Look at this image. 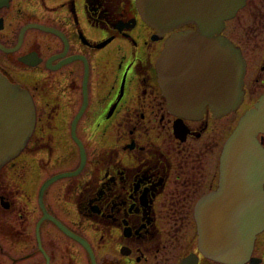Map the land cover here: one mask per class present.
Masks as SVG:
<instances>
[{
	"label": "flooded vegetation",
	"instance_id": "obj_1",
	"mask_svg": "<svg viewBox=\"0 0 264 264\" xmlns=\"http://www.w3.org/2000/svg\"><path fill=\"white\" fill-rule=\"evenodd\" d=\"M243 12L254 27L237 33L259 47L227 34ZM259 25L264 0H245L222 31L245 64L239 106L183 117L168 109L155 65L165 40L194 25L160 33L136 0H0V73L35 108L25 147L0 168V264H52L49 225L81 264H222L200 253L194 212L219 187L227 139L264 95ZM257 140L264 149V133ZM35 157L44 158L36 183L45 181L30 199ZM244 264H264V229Z\"/></svg>",
	"mask_w": 264,
	"mask_h": 264
},
{
	"label": "water",
	"instance_id": "obj_2",
	"mask_svg": "<svg viewBox=\"0 0 264 264\" xmlns=\"http://www.w3.org/2000/svg\"><path fill=\"white\" fill-rule=\"evenodd\" d=\"M244 3L136 0L143 21L160 33L194 25L171 34L156 61L158 82L170 111L196 117L206 106L215 114L239 106L245 64L239 48L222 31L225 21ZM34 125L31 96L0 73V168L25 147ZM258 133H264V95L240 118L226 141L218 189L195 208L198 249L222 264L247 262L255 236L264 229V149ZM57 177L48 180L41 191Z\"/></svg>",
	"mask_w": 264,
	"mask_h": 264
},
{
	"label": "rangeland",
	"instance_id": "obj_3",
	"mask_svg": "<svg viewBox=\"0 0 264 264\" xmlns=\"http://www.w3.org/2000/svg\"><path fill=\"white\" fill-rule=\"evenodd\" d=\"M245 14H246V12L239 14V17L237 18V20H235L230 25V28L228 29L227 34L238 44H252L256 47H259L262 44L261 41L259 42V40H256L255 38L251 39L253 42L247 41L245 38H243L241 35L239 36V34L237 33V32H239V33L245 34V31L250 30L247 27V23H250L249 25H251L252 23L250 22V20L245 22V20H244V16H246ZM239 21L242 24H240ZM252 27H254L253 24H252ZM259 29L262 30V35L260 37H263L264 25H262V26L259 25ZM256 44L259 46H257ZM42 159H44V158L43 157L28 158V160L26 162V164H27L26 167H27V171H28V180L30 183H32V184H29V186H28V184H26V189L28 191L27 196L30 199H31L30 195H32V194L37 195L34 192L45 181V180H42L41 183H39V185H37V183H36L41 178V171L39 169V164H40V161ZM56 191H57V185L56 184L52 185L49 188V190L47 191L46 199H45L47 201V203L51 204V200L54 197H56V195H57ZM38 216H40V212L38 210L37 211L35 210L33 212L34 221H36ZM49 228H50V235L51 236L49 235L48 238H47L48 232L45 228H44V231L46 233L45 238H47V242L49 244L48 248H50L51 255L53 256V253L55 252L54 253V259L55 260H53L52 264H62V263H65V264H81L79 262V258H77V254H75V249L73 248V244L70 241H68L64 236H62L61 234L56 232V230L51 225H49ZM179 253L180 252L178 251V254ZM20 254H23V253H19V255ZM70 254L72 256H74V254H75V256H74L75 258L72 259L70 257ZM82 254H83V252H82ZM101 254L103 255L102 252L101 253L98 252L97 256H99ZM6 264H10V263L6 261ZM21 264H24V263H21ZM34 264H44V262L40 256H35Z\"/></svg>",
	"mask_w": 264,
	"mask_h": 264
}]
</instances>
